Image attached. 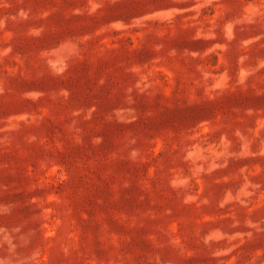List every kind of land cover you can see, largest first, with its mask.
<instances>
[{
  "label": "rangeland",
  "instance_id": "1",
  "mask_svg": "<svg viewBox=\"0 0 264 264\" xmlns=\"http://www.w3.org/2000/svg\"><path fill=\"white\" fill-rule=\"evenodd\" d=\"M0 264H264V0H0Z\"/></svg>",
  "mask_w": 264,
  "mask_h": 264
}]
</instances>
